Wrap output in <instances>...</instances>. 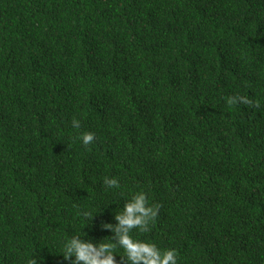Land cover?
Returning a JSON list of instances; mask_svg holds the SVG:
<instances>
[{
    "label": "trees",
    "instance_id": "1",
    "mask_svg": "<svg viewBox=\"0 0 264 264\" xmlns=\"http://www.w3.org/2000/svg\"><path fill=\"white\" fill-rule=\"evenodd\" d=\"M140 190L179 264H264V0H0V264H70Z\"/></svg>",
    "mask_w": 264,
    "mask_h": 264
},
{
    "label": "clouds",
    "instance_id": "2",
    "mask_svg": "<svg viewBox=\"0 0 264 264\" xmlns=\"http://www.w3.org/2000/svg\"><path fill=\"white\" fill-rule=\"evenodd\" d=\"M237 102L247 104L251 101L244 96H229L226 100L228 104ZM71 126L79 130L81 121L73 118ZM77 138L87 146L94 142L96 133L91 130L78 132ZM103 183L108 189L121 187L116 177H105ZM158 208L159 205L149 203L145 191H134L125 199L122 209L115 212L116 223H102L101 226L111 232L108 239L94 242L91 238H84L87 235L85 232H76L64 240L60 253L70 264H179L175 248H161L154 241L138 236L139 233L149 231ZM83 215L88 217L92 214L85 211ZM117 255L120 256L119 260ZM28 264H36V258L29 259Z\"/></svg>",
    "mask_w": 264,
    "mask_h": 264
}]
</instances>
